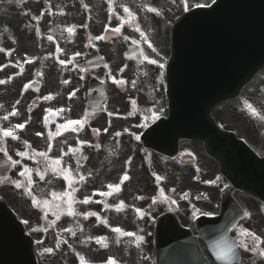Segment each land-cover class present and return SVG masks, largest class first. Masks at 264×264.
Returning <instances> with one entry per match:
<instances>
[{
	"label": "snow or ice",
	"instance_id": "snow-or-ice-1",
	"mask_svg": "<svg viewBox=\"0 0 264 264\" xmlns=\"http://www.w3.org/2000/svg\"><path fill=\"white\" fill-rule=\"evenodd\" d=\"M182 3H183V6H184V11H189L190 6L187 3V0H182ZM216 3H217V0H211V5L206 4V3L205 4L197 3V4L192 5L191 7L201 8V9L205 8V7H209L210 8L212 5H215ZM109 4H110V11H111L112 0H109ZM84 7L87 9L88 6L85 4ZM147 10L150 11V12H156L157 11V9L152 8V7H148ZM123 12L125 14H127V15H126V17H119V16L117 17L118 19H120V24L117 27L111 28V29H109L106 26L105 27V32L111 31L113 34H118V33H120L122 31V28L124 27V25L126 23L130 24V23H134L135 22L134 14L131 12V10L127 6L123 7ZM51 14H52L51 11H49V15H51ZM42 17H43V12H41L39 16H33L32 19L39 20ZM110 19H111V16H110ZM83 26L87 27V25H83ZM135 30L140 33V36L142 38L143 43H146L148 48L151 49L152 52H156L155 47L148 40L147 35L143 31H141V29L138 26L136 27ZM67 31H68V33L70 35L74 34L75 33V26L67 27ZM37 35H39V29H37ZM124 38L128 39V37H124ZM94 39L103 40V39H106V36L100 35V36H96ZM48 40L52 41L53 37L51 35H49L48 36ZM132 43L133 44H139L140 41L133 40ZM0 51H4V49H0ZM57 51L60 52V51H62V49L57 47ZM10 54L11 53L9 52V55ZM80 55H81V53L76 52V53H74L73 57L68 59V60H64V59H59L58 58V62H59L60 65L72 64L73 67H77V65L74 64V60H75L76 57H78ZM139 55L143 56L144 60L147 61L148 64L158 65L159 69H164L165 65L163 63H159V61L157 59H153V58L145 55L143 52H140ZM157 55H159V53H157ZM32 62L33 61L30 58L24 60V63H32ZM6 66L7 65H3V66H0V68L6 67ZM14 66H19V62H17V65H14ZM105 67H107V65H105ZM124 67L126 68L127 65H125ZM123 70L124 69L122 68L121 71H123ZM22 71H23V69L21 68V73H22ZM81 71H84V70L81 69ZM38 75H42V73H38ZM109 75L111 77L110 73H109ZM81 79H83V77H81ZM111 79L113 80V83H117V84L125 83L123 80H117L115 77H111ZM5 82L6 81H4V80H0V84H3ZM62 83L67 84V83H69V81L64 80V81H62ZM133 86H135V82L134 81H133ZM29 87H30V84H25L23 86V91H27L29 89ZM76 91H79V89H76L73 92H71L69 94V98H71L72 96H75ZM42 99L45 100V101H49V100L54 99V96L52 94H49L47 96L42 97ZM17 103H19V101H17ZM133 103H135V101H133ZM247 107L250 109V111L252 112L253 115L257 114L256 110L251 105H247ZM63 111H65V109H55V110H53L51 108L46 109V112L47 113H51L53 116H56V115L62 113ZM9 115L15 116V115H18V112L14 109ZM108 115L112 116L113 113H108ZM3 119L7 120L8 116L7 115L4 116ZM152 119H159V117L154 115L152 117ZM44 120H45V124H47L48 120H49V117L46 115ZM26 123H27V121L25 123H22V124H17V125L14 126V128H8V129L0 128V138L11 137L12 139H18V137L15 134V129H23L25 127ZM87 123H88V113L85 112L84 116L81 117L78 120H67L65 123L58 125L57 131H56V135L62 134L61 130L79 132L80 130L83 129V127ZM99 131H100L99 129H93L94 134H99ZM104 131L107 132V129L105 128ZM37 135H42V134L41 133H37ZM115 135L119 136L120 133H116ZM48 136H49V138H52L53 133L49 132ZM136 139L138 140L139 136H136ZM78 143L80 145H83L86 142L85 141H78ZM25 144L27 145V142H25ZM28 147H30V145H28ZM50 149H51V145H49V150ZM77 151H79L78 148H69V152L72 153V154H75ZM0 152H5V148L4 147H0ZM17 154L20 157L29 156V153L28 152H24V151L18 152ZM39 155L41 157H43L45 160L48 159L47 153H43L42 152V153H39ZM63 155H68V153H63ZM63 155L60 156L59 158H56V159L52 160L51 164L52 165H57V166L61 165L62 164V160H63ZM130 162H131V160L129 159L128 163H130ZM12 163L16 164V163H18V161H12ZM77 163L79 164V161H77ZM46 167H47V165H46ZM60 171L62 173H69V174L64 175V179L68 182L69 186L71 187L72 184H73V180H72L71 175H70L71 169L61 167ZM31 172H32V169H29V168L25 167L23 169V171H21L19 173V175L22 176V177H28L27 183H21L20 181H14L13 182L17 189H25V190H27V193H28L29 196H32L31 188H30V185L32 184ZM41 179H43V176H41ZM80 179L83 180L84 177L81 176ZM129 179H130L129 175L127 174V172H125L124 175L121 177L120 182L118 184H115V185L109 184V185H107V188L109 189V191L108 192H100L99 195H101V196H109V195H112L113 192L121 191V185L125 181H127ZM162 179H163V177H161L159 175H156V181L157 182L161 181ZM219 179H220L219 177L216 178V180H219ZM206 183H213L214 184V183H216V181H206ZM72 191L74 192L75 189L73 188ZM171 191L175 192V189L173 188V189H171ZM51 196L53 198V201L57 200L58 198L62 199L63 197H68L67 214L69 216L78 215V213H76L75 210L72 207V205L74 203H76V201H75L74 196L71 193H69L67 191L64 192V193H61V194H57V193L53 192V193H51ZM159 197L161 199H163V200H169V198L165 195V192H164L163 188L159 189ZM187 197H188V193H184L181 196L182 199H187ZM138 198L142 199V197H138ZM199 198L200 197H197V199H199ZM90 202H91L90 198H85L83 201H81V203H84V204H87V203H90ZM156 202H157V198H153V203H156ZM170 202L173 203V204L175 203L174 200L170 201ZM32 204L35 207L41 208L42 210H44L45 214H46L48 209H49L50 202L48 200L39 201V200L36 199L35 196H32ZM55 207L57 209H59L61 206L59 204H56ZM124 207H125V205L121 201V203L116 206V210L117 211H121V210L124 209ZM136 211H137V213H139L141 215V218L144 215H147L146 213H143L141 209H136ZM197 211H199V210L198 209L194 210V212H193L194 216L196 215ZM96 215H97L96 213L90 212V213L86 214V217L87 216H96ZM203 215H211V213H203ZM243 215H244V217H248V218L251 217V214L249 212H244ZM103 222L105 224H107L106 220L103 221ZM24 223L27 224L28 221L25 220ZM33 231H37L38 232V231H41V229L35 228V229H33ZM112 231L117 233L118 237L119 236L134 237L137 247H139L140 244H142L144 242V236L137 235L136 233H133V232L123 231L119 227L113 228ZM73 235H75V233H73ZM239 237L240 238H239V241H238V245H228L226 243H218L216 245L215 249H214V255L216 256V258L218 260L225 261L226 264H231L232 257H233V254H234L233 249L236 246L242 247L245 250L251 251L253 253H258L261 257H264V238H262L260 235H257L255 232L250 231L247 228H241L240 229ZM105 239L106 238H104V237H97L96 238V242L102 244L103 247H107V244L104 242ZM36 242L38 244L42 243V241H40V240H37ZM44 252L45 253H52L53 249L52 248H45ZM77 255L79 257L80 264H86L85 258L83 256H79V254H77ZM106 264H117V261L114 258L109 257L108 260L106 261Z\"/></svg>",
	"mask_w": 264,
	"mask_h": 264
},
{
	"label": "water",
	"instance_id": "water-1",
	"mask_svg": "<svg viewBox=\"0 0 264 264\" xmlns=\"http://www.w3.org/2000/svg\"><path fill=\"white\" fill-rule=\"evenodd\" d=\"M221 4L222 5L218 4L209 13L211 14L210 16H208L209 14H205V13L195 14V16L193 17L185 16L179 26V30L177 31V33H179L178 39L180 40L181 38L182 40V36L180 35V33L183 35V30H185L186 26L191 27L199 21H203L205 27H207L210 25L209 21H213L217 18H222L223 27L225 29L227 27L225 15H226L227 10L230 8V4L229 3L223 4V2H221ZM252 5H254V3L249 5V10L252 8ZM235 9H238V8L235 7ZM245 10L246 11H245L244 19L246 20L248 16V8H246V6H245ZM256 10L257 9H254V11ZM256 14H257L256 18L250 20V22L247 25L245 24L246 22L244 21L243 22L244 26H242L241 29L238 30L236 26L232 28L233 29L232 31L235 32L236 34L235 37L242 31H245V33H241L238 35L241 46L239 45L238 41L234 42V44L236 45L235 51L238 54H236L234 58L232 57L231 72L227 74L226 76H224L218 85L219 93L226 91L227 89L229 90V92H231V90H233L234 88L233 86H239L250 75V70L248 69L247 66L250 65V63L254 59V56H252L250 52H247L246 50L252 42H258L261 40L262 37H264V33H263L264 32V18L262 17V15L264 16V6H263V12L258 11L256 12ZM231 20L233 21L232 17H231ZM234 22L232 23L233 26H234ZM228 29H229V26H228ZM215 50L217 53L220 54V52L223 50L224 52L227 51L228 47L224 46L223 48L221 46H218ZM262 56H264V53L262 54ZM178 61H180L179 57L178 59L175 60V64L172 65V69L175 75H180L179 66L176 64ZM236 90L237 89L234 88V92H236ZM215 102H217V100H213V103ZM214 151L217 154V157L222 162L226 160L227 153L218 151L216 148L214 149ZM2 226L4 228L3 231L5 229L6 230L8 229L7 224L2 225ZM16 229L19 231L20 235L14 234L13 237L11 238V244L6 245L3 249H0V264H32V261H31L32 255L30 253V243L28 240L21 237L22 236L21 230L18 227H16Z\"/></svg>",
	"mask_w": 264,
	"mask_h": 264
},
{
	"label": "rangeland",
	"instance_id": "rangeland-1",
	"mask_svg": "<svg viewBox=\"0 0 264 264\" xmlns=\"http://www.w3.org/2000/svg\"><path fill=\"white\" fill-rule=\"evenodd\" d=\"M237 103V102H236ZM233 104L235 103H228L225 106H222L219 108V118L223 123H227V124H231V120H230V109L233 106ZM45 242L38 244L37 246V250L39 252V258L40 261L42 262V264H51V259L46 257L45 255H43V248H44Z\"/></svg>",
	"mask_w": 264,
	"mask_h": 264
},
{
	"label": "flooded vegetation",
	"instance_id": "flooded-vegetation-1",
	"mask_svg": "<svg viewBox=\"0 0 264 264\" xmlns=\"http://www.w3.org/2000/svg\"><path fill=\"white\" fill-rule=\"evenodd\" d=\"M134 132H135L134 130L131 132H121V133H124L125 135L122 134L120 136L121 143L124 146L119 150V163H120L119 170L120 171H125V169H126L124 162H125V158H126L128 152H129L128 146H130L127 142L126 137H129L131 139V141H133L132 135L134 134ZM90 135H91V131H90V129H88L87 136H90ZM235 236H236V238H240L239 233L237 232V229L235 231ZM250 257H252V256L250 255Z\"/></svg>",
	"mask_w": 264,
	"mask_h": 264
}]
</instances>
